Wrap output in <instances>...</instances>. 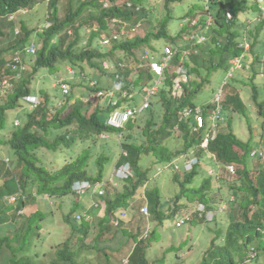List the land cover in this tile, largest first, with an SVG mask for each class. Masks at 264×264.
Returning a JSON list of instances; mask_svg holds the SVG:
<instances>
[{"label":"trees","instance_id":"16d2710c","mask_svg":"<svg viewBox=\"0 0 264 264\" xmlns=\"http://www.w3.org/2000/svg\"><path fill=\"white\" fill-rule=\"evenodd\" d=\"M142 1L128 0L127 3L124 2L122 9L118 7L104 9L101 0H87L74 12L72 3L66 18L62 20L59 18L57 9L59 0H50V5L56 13L51 15L53 25L44 32L39 33V41H42V47L37 53L33 73H38L41 68H48L49 71L55 73L58 68L56 65L60 60L68 61L73 65L89 61L93 66L99 67L95 59L104 60L108 58L118 68V72L109 73V77H112L114 82L122 86V91L108 96V90H106L105 96L99 98L94 103V110L89 112L93 103L83 101L78 93L73 92V88H75L74 81L67 82L68 94L71 95L68 98L65 97L60 84L58 88L60 95L58 96L42 89V93L45 95L44 100L35 109L28 111L25 123L20 127L16 126L9 134L10 138L0 137V176L4 177V183L0 187V224H4L8 219H11L13 210L17 212L21 208L27 207L40 195L66 197L72 192V185L77 180H103L104 162L109 159L100 154L95 161L99 169L95 174H89L88 168L91 165V158L97 154V147L95 143H91L87 147V143L91 138L96 141L95 136L101 132L113 133L115 131V128L107 122L112 111L132 107L135 110L134 115L126 126L121 128L124 136L122 147L128 151L129 156H122L119 159L118 166L130 161L136 174L123 179L125 185L122 190H115L113 194H109L107 197L105 216L101 219L100 240L96 245L102 243L101 237L106 234V230L108 232L114 229L117 230L121 225L130 221L129 214L127 215V221L124 220L118 225L113 222L112 218L115 212L116 215L126 210H129V213L132 212L130 200L136 197L139 188L143 183H146L148 175L149 168L146 170L147 173L141 171L140 168L143 156H156L154 160L158 163L169 165L170 171L162 172L173 175L174 181L181 185V192L176 194V206L180 207L190 205L191 201L197 197L202 202H205L208 198L209 195L206 193L210 191L212 176L203 180L199 188H187L198 175L201 165H196V168L188 172L182 169L185 161L190 157H204L206 155L208 161L211 160L216 168H218V165L215 164V161L243 165L241 169L237 166V173L239 172L241 177L248 182L240 189L244 194L242 197H238L240 198L238 206L241 213L237 216L231 214L230 219H227L226 227H218L216 230L217 236L211 242L215 255L212 259L214 264H264V159H260L262 163L254 178L250 176L251 152L255 147L264 148V101L259 100L260 95H257L256 92L254 101L257 106L260 125L257 130L250 128V136L246 140L244 136L243 139L239 137L238 133L241 131H235L236 126L240 125L242 120L233 116L225 117V110L221 114V120L217 122L219 132L207 147L202 145L207 133L205 131L207 124L201 128L196 127V117H192V113L189 115L184 114L187 108L193 109L198 106L196 98L211 82L212 73L218 69H228V59L230 57L240 56L244 61L243 64L246 70L249 66L256 69L255 63L259 62L260 58L256 54L254 43H252L250 25L252 23L264 25V9L253 6L254 16H260L261 19H252L250 23L247 19L248 23L244 25L239 19L244 8L241 4H238L237 0H215L217 6H211L215 24H211L212 26L209 29L210 34L214 32L213 40L202 44L198 54H190V56L178 54L175 56L173 62H170L173 68L172 73L168 71L166 75L164 81L166 84L161 86L163 82L158 85L148 98L149 106L139 111V108L146 101V97L141 93V90L146 85L153 87V76L155 74L146 65H144L145 67L142 66L145 63L140 62L141 59H137V53H142L141 47L144 45L151 46L153 38H165L177 42L182 32L191 27L190 24L187 23L177 35L173 36L172 33L168 32L171 17H166L161 21L160 28L155 24V27H150L145 36L129 37L124 41L115 39L110 50L102 53L97 48H92L97 37L95 31L88 41L90 46L80 47L83 40L80 34L81 28H75V20L88 9L92 14L91 17L97 20L102 30H106V28L109 29L108 26L111 24V20L130 18L133 9ZM166 1L168 5L183 0ZM129 2L134 7L128 6ZM33 4L34 0H0V45L2 44L1 39L11 33L7 37V47L0 50V67L5 66L4 53L22 49L33 38L34 34V30H31L25 23L20 25V32L16 34L17 20L11 21L8 16L12 13H18L21 9L29 10L28 8ZM227 6L233 10V19H228L227 16L224 17L223 15L224 8ZM96 9L99 10V13L95 11ZM15 15L20 16L22 14ZM86 23L87 21H83L80 25ZM198 25L204 28L206 23L203 21V23H197L192 27L197 28ZM7 26L10 27L9 31H6ZM123 27L124 24L122 23L118 29L121 30ZM73 34L75 37L70 39ZM247 43L249 48H247ZM118 50L123 51V53L116 57L115 53ZM219 54L221 58H219ZM250 61L252 63H249ZM120 64H126L129 70L131 67V69H134L133 71H137L132 80L126 78L128 72L120 67ZM186 65L189 67V72L197 75V78L185 84L182 95L176 96L173 94V89H171L175 71L177 66ZM204 67H206L207 74H204V71H206ZM35 74H28L15 89L7 94V100H0V130H4L9 126L7 123L8 114L22 105L20 102L22 97L33 94L34 88L32 87L31 78ZM137 74L139 75L137 76ZM101 85L103 84L99 81L97 86ZM140 87V91H136ZM91 89L92 91L103 90L102 87H91ZM123 91H126V93ZM236 97L238 99L229 98L227 100L226 109L232 107L248 118L250 113L245 105L240 102L239 97L237 95ZM59 99H65V101L63 100L62 104L59 105L58 103L61 101ZM114 100L118 103L112 106ZM211 101L205 106L200 105L203 110V117L206 120L208 119L207 114L213 113L215 110ZM141 114L145 116L142 125L139 124ZM138 132L140 133L139 136L136 135ZM175 139L182 141V143L178 144ZM81 145H83V148L80 151L75 149ZM64 146L73 147L75 155L70 154L72 158L70 162L55 171L49 170L40 163V157L37 154L39 148L45 147L58 151ZM2 148L13 152L14 155L10 156V162L5 160L6 155L1 152ZM202 163L206 162L202 161ZM220 178L221 176L217 177V179ZM18 185L21 186L26 198L20 199L16 205L3 201L5 195L15 194L18 191ZM146 192L147 195L142 199L145 200V204L148 203L147 206L150 212L152 210L160 219V210H164L167 205L166 199H163L159 187L149 191L147 189ZM186 192L189 196L184 194ZM190 192L193 194L191 195ZM237 194L239 195L238 192ZM182 196H185V198L182 199ZM95 210L98 211L96 208ZM73 213L68 212L65 216L67 224L72 229V236L64 242L63 247L58 245L54 248L52 253L55 254L50 262L41 261V252L35 248V242H38L43 235L41 231L47 219L45 213L40 209L32 213L18 230L9 233V236L0 238V262L3 264H82L78 262L79 255L82 252L79 254L80 251L74 249L71 242L77 237V234L80 237L89 235L90 223L87 220L78 222L72 216ZM218 216H216L215 223L218 221ZM105 221H107V225L104 229ZM140 240L149 242L148 232L143 238L140 236ZM17 242L18 245L15 246ZM138 247L139 245L130 255V264H151L143 250ZM104 254L107 258L108 254Z\"/></svg>","mask_w":264,"mask_h":264},{"label":"rangeland","instance_id":"374dc122","mask_svg":"<svg viewBox=\"0 0 264 264\" xmlns=\"http://www.w3.org/2000/svg\"><path fill=\"white\" fill-rule=\"evenodd\" d=\"M84 1L87 0H74L72 2L71 0H59L57 5L59 18L62 20L66 18L72 3L74 12ZM251 2V0H238V4H241V6L244 8L243 12L241 13L242 17H239L240 22H242L244 25L245 23H248V18L250 23V20H252L255 15V11L253 12L252 7L256 3ZM141 3L144 10L142 17L145 18L143 26L141 27V32L143 35L150 30V27H155V24L158 28H160L162 24L161 19L167 13L171 14V12H173L175 17L172 16L169 23V29L175 35L182 28L180 25L182 19L180 18L188 13L189 10L194 9V16L203 13L202 9L198 5H203L204 0H185L183 2H179V4L174 3L170 5L172 9H168L166 7L164 0H143ZM213 5L217 6L216 3ZM163 8L166 9L165 12L163 11ZM28 9L29 10L20 15L17 19L18 21L16 22V28L20 27L22 23H25L31 30H34L33 38L31 40L35 41L40 49L42 47V41H39V33L43 32L48 15L56 12H54V9L51 7L50 0H34V4ZM95 11L99 13L98 9ZM91 16L92 14L87 9L81 17L75 20V28H81L80 34L83 40L80 44V47L86 48V46H90V44L88 45V41L95 31L97 33V37L94 40L92 48H97L100 52L105 53L110 50V46L107 47L104 44L106 43L108 37L105 36L103 39L100 37V34H102V28L99 26L97 20L93 19ZM83 21H87V23L81 26L80 24ZM7 27L8 28H6V31H9L10 27ZM115 28L118 29V27ZM109 31L110 29L106 30L105 35ZM10 34L11 33H8L7 37H9ZM250 35L253 39L252 43H254L256 54L260 58V61L255 63L256 75L254 82L261 87V83L256 81V78L264 81V25L252 23L250 25ZM7 37H3L1 39L2 44L0 45V50L3 47H7ZM74 37L75 36L73 34L71 35L70 39H73ZM153 44L158 48H162L167 43L154 39ZM122 53L123 51L118 50L116 51L115 56L118 57V55H121ZM11 55L12 52L4 53V63H6ZM137 56H139L138 59L141 58L138 53ZM35 59L36 56L25 57V60L29 64L30 68L33 66ZM105 60L108 61V58ZM95 61L98 64H101L102 62L100 58L99 60L95 59ZM104 64L107 65L106 63ZM56 66L58 68L55 73L49 71L48 68H41L36 74L32 73L35 74L34 77L31 78L33 82L32 87L34 88L33 94L39 95L42 101L45 97L44 93H42V89L47 90L48 93L52 95H60L58 90L59 87L56 85V81L60 77L65 76L69 71H71V73H76L79 72L80 69H86L87 73H95L97 78L101 77V83L103 86L104 84L110 82V77L106 76L109 74L103 72L101 68L93 66V64H90L89 61H84L83 63H77V65H73L68 61L60 60ZM3 67H0V76L2 75ZM124 70L128 72L126 78L130 80L129 78H131L132 74L135 72L133 71L134 69L130 68L131 71H129L128 68H124ZM249 70H252V68L250 67ZM112 72L118 71L113 69ZM225 73L226 68L219 69L212 73V76L210 77L211 82L207 84V86L196 98L198 106H205L213 99V90L221 84L225 77ZM204 74H207V71H204ZM138 75L139 74H137V76ZM153 77L157 78L156 75ZM193 77L196 78L197 75L194 76L193 74ZM111 79L113 80L112 77ZM230 82L232 83V81ZM74 83L75 88H73V92L78 93V96H81L83 101H90L94 99L95 93H93L92 89L87 84V81L78 78ZM112 83L114 82H111L109 86L114 88L115 85H111ZM165 84L166 83L164 82L161 86ZM140 89L141 87L136 89V91H140ZM236 90L237 89H235V87L232 85L229 95H234ZM141 93L145 95L146 88H143ZM225 93H227V91L222 93L220 92L218 94V98L221 99L224 96L225 99L228 98L229 95H226ZM253 93V86L250 84V81H246L244 84L239 86V94L237 93L240 99L241 97L245 98L243 101L245 102V107L250 113L248 118L245 114H242L239 111H233V108L231 107L229 108V113L225 116H233L242 120L241 124L236 126L235 131H241L238 133L239 137L243 139L244 136L245 140L250 136V128L257 130L260 125L257 110L252 106L251 103ZM99 94L102 95V93ZM260 99L264 100V94L260 96ZM0 100H7V95L0 97ZM63 100L65 101V99H62L58 104H62ZM94 106L95 104L93 103L90 106L89 112L94 110ZM28 110H30V107L25 105V107L19 106L16 110L9 112L7 122L9 126L4 130H0V137H5L6 139L10 138L9 134L15 129L13 120L18 118L22 123H24L27 118ZM144 120L145 116L144 114H141L139 117V124L142 125ZM119 132V129H115L113 133H110V137L108 139H101L98 136H95L96 141L91 138L87 143V147H89L91 143H95L97 147V154L91 158V165L88 168L89 174H95L99 169V166H96L95 161L99 158L100 154H103L109 159L108 161L104 162L103 166L105 169L103 182L106 184H104L102 187V189L105 191V195L102 198L99 196L96 189H91L88 193L83 195L76 194L72 191L69 196L66 197L50 196L49 198L47 195H40L38 199H36L32 204H29L28 207L23 210L24 212L22 214H20L19 211L14 212L13 210L11 219H8L4 224H0V238L9 236V233L18 230L22 223L25 222L32 213L38 209L42 210L45 213L47 219L45 220L44 228L41 231L43 235L38 242H35V248L41 252L40 260L48 263L52 260V256L55 254L52 253L54 248L58 245L63 247L64 242H66L72 236V229L67 224L65 216L68 214V212H79L84 214L87 211L91 217V220H89V235L80 237V235L77 234V237H75L73 242H71L73 248L80 251L79 254L82 252L79 255V263L119 264L125 257H130L133 250L139 245L138 248L143 250V253L151 264H214L212 259L215 257V255L213 253V247H211V242L215 236H217V228L223 226L226 227L227 219H230L231 214L232 216H237L239 213H241L240 207L238 206L240 198L238 197H242L244 192L240 189L243 188L245 186L244 184H247L248 182L241 177L239 172L235 175H227L222 173L223 178L220 179H217V177H212V185L209 189L210 191L208 193L205 192L209 195L208 198H206L205 203L208 205L209 209L216 208L218 211L217 214L219 216L217 218V223H207L205 219H201L197 214H195L197 215V218L195 217L191 222L184 224L182 227H177L175 225L176 220L173 219L172 215L176 216V214L182 211L184 208L183 205L180 207L176 206V194L181 192V185L174 181L173 175L170 173L158 172V167L163 163H158L156 160H154L156 159V156L152 155H145L142 157V163H145H141L142 165L140 164V168L142 169L141 171H145L146 173L147 168H149L146 180V183L148 184L147 189L149 191L150 189L159 187L163 199H166L167 205L164 207L166 210L164 208V210H160V219L157 218V215H155L152 210L149 216L142 215L140 209L145 203V200L142 199L141 188L138 190L136 197L130 200L132 205V212L130 211L129 213L130 221H127V223L121 225V227L117 228V230L114 229L111 232L106 230V234L101 237L102 243L96 245V243L100 240L99 233L102 228L101 219L105 216V209H99V211L96 212L93 205L95 202H97L100 204L101 208H105L106 206H102L106 204L105 200L109 194H113L115 190H122L123 186L125 185V182L120 180L116 175L118 168L116 166V162L122 154L121 142L118 140ZM139 134L140 133L138 132L136 135L139 136ZM175 142H178V144H180V142L182 143V141H179L178 139H175ZM82 148L83 145L77 146L75 149L80 151ZM1 152L5 153L6 157H12V155H14L9 149L5 150L2 148ZM71 153L74 154L73 147L68 148L66 146L61 147L58 151H53L45 147L39 148L37 150V154L40 157V163L51 171L58 170L67 162H70L72 160L70 157ZM204 161L206 163L201 164L198 175H196L193 182L188 185L187 188H199L200 185H202V181L209 177L208 169L210 166V168H212L213 164L210 163L213 162H208V158H205ZM261 163L262 160L259 158L252 157L250 159L251 178H254L261 166ZM215 164H219L218 172L219 170H223L219 161H215ZM237 166H239L240 169L243 167V165L240 164ZM3 179L4 177H2V180ZM184 194L189 196L187 192ZM192 194L193 193H191V195ZM232 197L235 198V201H231ZM181 198L184 199L185 196H182ZM3 201H5L4 198ZM222 201L225 202L222 205L223 212H220L219 205ZM201 202L202 201L199 199V197H197L191 201L190 206L185 208L184 211H194L196 206ZM168 208L169 210H167ZM106 223L107 221L104 222V229L107 225ZM162 223L164 224L162 225ZM148 224H150V227H148ZM146 232H148L150 236L149 242L146 240H140V236L143 238V236L146 235ZM136 236L138 237L136 238ZM81 239H83V241H81ZM17 245L18 242L15 246ZM104 253L108 254L107 258H105Z\"/></svg>","mask_w":264,"mask_h":264},{"label":"clouds","instance_id":"9594fccd","mask_svg":"<svg viewBox=\"0 0 264 264\" xmlns=\"http://www.w3.org/2000/svg\"><path fill=\"white\" fill-rule=\"evenodd\" d=\"M183 1H185V0H183ZM183 1H179V2H183ZM251 1H252L251 3H256L253 6H258V8H263L264 9V0H251ZM121 2H122V0H101V3H103L104 9H110L112 7H118L120 9H122L124 2L127 3L128 0H124L122 3ZM164 2H165V5H166V7L168 9H172L170 7V5L174 4V3H170V4L167 5V1L164 0ZM179 2H175V3L179 4ZM237 2H238V0H237ZM214 3H215V0H204V4L203 5H198V6H200V8L203 11L202 14H198V15L194 16L193 15L194 9H191V10H189L188 13H186L185 15H183L180 18V19H182V22L180 23L181 27H184L187 23H189L191 27H189L187 31L185 30L184 32H182L181 37L178 39L177 42L166 40L165 38H161V39L153 38L151 46L144 45L143 47H141V49L143 51H142V53H138V54L141 56L140 62L145 63L142 66L146 65L147 67L150 68V71L153 72L157 76V78H154L153 87L155 86L157 88L158 85H160L161 83H163L165 81L166 75L168 74V71L170 73H172V68L173 67H171L170 62H173V59H174L175 56H177L178 54L184 55V56H188V55L190 56V54H198V53H200V46L202 44H206L209 40H213V36H215L214 32L212 34H210L209 33V29L212 26L211 24H215L214 13L212 12V9H211V6ZM116 4H119V5H116ZM113 5H116V6H113ZM128 6L134 7V5L132 3H130V2L128 3ZM196 7H197V5H196ZM26 11H27V9H21V10L18 11V13L10 14L8 16V18L11 21H16L19 18V16L15 15V14H23ZM143 11H144L143 10V5L140 2V4L133 9L132 12H134V13L131 12L130 18H115V19L111 20V24L112 25L110 24L108 26L110 31L105 35V31L108 30L106 28V30H101L102 34H100V37H102V39L105 38V36L108 37V39L106 40V43H104L105 46H107V47L110 46L111 47V44L113 43V41L115 39H117V40L118 39H122L124 41L125 39H128L129 37L145 36L148 32H146L144 35L141 32V30H142L141 27L143 26V22L145 20V18H143L142 16L140 17V15L143 14ZM163 11L165 12L166 9L163 8ZM51 15H48V19H47L46 24L44 25L43 32L45 30L49 29L53 25V20L51 18ZM223 15H224V17L227 16L228 19H233L234 13H233L232 8L229 7V6L225 7ZM172 16H174L173 12H171V14L167 13L161 19V21L164 18H166V17H171L172 18ZM240 17H242V16L240 15ZM252 19L260 20L261 17L260 16H254ZM203 21L206 23V26L204 28L199 26V25H198L199 27H197V28H193L192 27L193 25H196L197 23H203ZM122 23L124 24V27L121 30L115 28V27H119V25L122 24ZM181 29L179 30V32L181 31ZM19 32H20V29H19V27H17L16 28V34H18ZM168 32L172 33L173 36L178 34L177 33V34L174 35L173 32L169 29V27H168ZM201 37H204V38H203V40L199 41V39ZM154 39H156L157 41H160V40L164 41L167 44L164 47H162V48H158V47H156V45L153 44ZM162 39H164V40H162ZM247 48H249L248 43H247ZM188 50H190L189 54L186 53V51H188ZM38 51H39L38 45L35 43V41L30 40L28 42V44L26 46H24L22 49H18L16 51L12 52L11 57L5 63V66L3 67L2 75L0 76V97L6 96L9 92H11L13 89H15V87L21 81H23L24 78L28 74L33 73V68H34L33 66L35 64L36 59L34 61L33 66L30 68L29 64L25 60V57L26 56H36L37 57ZM170 51L174 52V56H173L172 60L169 62V65L164 69V75L162 77V80L158 84H156V81L159 80L160 76H159V74H157L155 72L153 64H156V63H160L161 64V63H163L162 61H163L164 56L169 54ZM138 58H139V56H138ZM219 58H221L220 54H219ZM106 61L107 60L104 59V60H102L101 64L99 63V68H101L103 70V72L109 74V73H114V72H112L113 69H116L118 71L117 66L114 65L109 59H108L107 62ZM132 61H134V60H132ZM243 62L244 61H243V59L240 56H233V57H230L228 59V66H227L228 69H226L225 77L223 79L225 82L222 80L221 84L213 90V99H212L211 102L214 104L215 110L213 111V113L207 114L208 115V119L206 120L204 118L203 125H199L198 121L196 120V122H197V126L196 127H200L201 128V127H204L207 124V127L205 128V131L207 133L205 134V137H204V139L202 141V145L205 143V139H206L208 133L209 132H213L212 131V127H214L213 124H215L214 128L217 131L215 137L217 136V134L219 132L217 130V128H218V123L217 122L219 120H221V116H222L221 114H223V112H225V110H226L225 115L229 113V109H226V107H225V104L227 103V100H229V98H237L236 95H232V94L229 95L231 86L233 85L230 81L236 80V82H237L239 76H243L246 79H248V81H250V84L253 86V92H254L253 93V98L251 100V103H252V106L255 107L256 110H257V106H256L255 101H254V95H256V92H257V95H260V96L263 95L264 94V86L261 87L260 92H258V88L260 86L257 83L254 82L256 71L253 68H252V70H249L250 66L246 70ZM246 62H247V60L245 61V63ZM104 63H106L107 65H105ZM249 63H252V62H249ZM120 67L128 68V66L126 64H120ZM178 67H183V69L187 73L188 78H187L186 81H182V89H181V91L175 92V89H174L175 88V82H176V79L178 77H180L179 73L177 72ZM205 68L206 67H204V70H206ZM128 70H129V68H128ZM136 72L137 71H135L132 74L131 78H129L130 80H132L134 78V74ZM229 75H230V77H229ZM106 76L109 77V75H106ZM194 76H195V74H194ZM78 78L81 79V80L87 81V84L89 85L90 88L91 87H93V88L94 87H102L103 88V90H99V91L94 90L93 91V93H95V97H94L93 100H90L93 103L98 101L99 98L104 97L105 94H106V90H108V96H112L114 93L122 91V86L119 85L118 83L114 82L111 78H110V82L107 83V84H104V86L103 85L97 86L98 82L101 81V77L97 78V75H95V73L89 74V73H87L86 69L85 70L84 69H80V71L76 72V73H71V71H69V72H67V74L65 76L60 77L56 81V85H58V87H59V84H60V88L63 91V93L65 94L66 98H68L71 95L68 94L69 93V89H68L67 92L65 91V88L63 87L64 84L67 85L68 81H74L75 82L76 79H78ZM196 78H194L193 74H191L189 72V67L187 65L186 66H177L176 71H175V76L173 78V85H172V88H171V89H173V94L176 95V96L177 95L178 96L182 95V92H183L185 84H188L192 79H196ZM111 82H114V83L111 84V85H115L114 88H111L109 86V84ZM145 88H152V87H150L149 85H146ZM224 91H227V93H225V94L229 95V97L226 98V99H225V96L223 98H221V99L218 98V94L220 92L222 93ZM123 92H126V91H123ZM99 93H104V95H99ZM239 100L241 102L240 98H239ZM36 101H38V102H36ZM260 101H264V100H260ZM20 102L22 104L21 107H25V105H26V106L30 107V110H33L39 104L42 103V99L40 98L39 95L31 93V94H28V95H24L22 97V99L20 100ZM113 105L114 104L112 102V106ZM187 109H191V108H187ZM197 109H200L201 112H203L201 106H196L195 108L192 109V112H193L192 113V117H195L194 115H195V112H196ZM30 110H28V111H30ZM116 110H118V109H116ZM116 110H114V111H112L110 113L107 122H108V124L111 127L120 130V132L118 134V140L121 142V147H122L124 136H123V134L121 132V128H123V126H126V124L130 121V119L126 120L124 122L123 126H114V125L110 124V119H111L113 113ZM122 110H124V109H122ZM232 110L233 111H237L234 108ZM26 120H27V118H26ZM24 123H22L21 120L18 119V118L13 120V125L15 127L16 126L20 127ZM97 136L99 138H101V139H106V138L108 139L110 137V132H101ZM209 136H211V135H209ZM215 137L208 141L207 146H209L210 142L212 140H214ZM207 146H205V147H207ZM209 154L211 155L212 153H209ZM122 156L123 157H128L129 156L128 151L125 148H123V147H122V154H121L120 158ZM252 157H256V158H259V159H264V148L263 147H259V148L255 147L252 150V152H251L250 159ZM205 158H207L206 155L204 157L203 156L190 157L188 160H190V161L192 160L191 161L192 162V166H191L190 169L187 170L185 168V164H186V162L188 160L185 161V164H184V166L182 168L183 171H187L188 172L191 169L196 168L195 167L196 165L200 166L201 162L204 161ZM5 160L7 162H10V157H6ZM208 162H211V160L208 161ZM210 164H213V163H210ZM217 165H219V164H217ZM228 165H234L236 167V172L235 173L231 172L228 169ZM116 166L118 167L116 175H117V177L120 180L126 179V178H128V177H130L132 175L135 176V174H136V173L133 174V166L130 163V161L124 162L121 165H119V166L116 165ZM220 166H221V168L223 170H219V172H218V168H216L214 164H213L212 168H210L211 167L210 166L209 169H208V176H212V177L221 176V178H223L222 173H225L227 175L228 174L229 175L237 174V165L235 163H229V164L221 163ZM162 171H170L169 165L167 163L166 164H162L161 166L158 167V172H162ZM112 180H113V178H112ZM3 183H4V179L2 180V177L0 176V187L3 185ZM104 184H106V183L103 182V180H101V181H93V180H89V179L77 180L72 185V191L75 192L76 194L83 195V194L88 193L91 189H96L97 193L102 198L105 195V191L102 189ZM147 187H148V184L147 183H143L142 186L139 188V189L142 188V198L147 195V192H146L147 191V189H146ZM47 196H49V195L47 194ZM25 198H26L25 197V193L22 190L20 185H18V191L15 194H7V195L4 196V200L5 201H7L9 204H14V205H16L20 199H25ZM49 198H50V196H49ZM231 201H235V198L232 197ZM33 202H34V200H33ZM101 202H103V201H101ZM224 202L225 201H222L221 204L219 205V211L220 212H223L222 205H223ZM105 203H106V200H105ZM105 206H106V204L103 205L102 207H105ZM188 206H190V205L183 206L184 208L182 209V211L178 212L176 214V216L172 215L173 219L176 220L175 221V225L176 226H177V221L180 220L183 217V214H188L190 216L189 220L185 221V223H183L181 226H177V227H182L184 224H186L188 222H191L195 217L197 218V215H198L199 218L205 219V221L207 223H215L216 216L218 215L217 214L218 211L216 210V208L215 209H209L208 205L205 202H201L199 205L196 206L194 211L190 210V211L185 212L184 209L187 208ZM201 206H204V208L200 209ZM27 207H25V208H27ZM93 207L98 209V211H99V209L100 210L105 209V212H106V207L105 208H101L100 204L97 203V202L94 203ZM142 207L140 209V212H141L142 215H145L141 211ZM25 208H21L20 210H18L19 213L22 214L24 212L23 210ZM123 213H125V215ZM150 213L151 212H150V209H149V214ZM74 214H75V216H74ZM128 214H129V212L127 210L121 212L119 215H116V212H115V214L113 215V218H112L113 222L118 225L120 222H122L124 220L127 221V215ZM149 214L145 215V216H149ZM195 214H197V215H195ZM72 216L75 217L78 222H81L83 220H87V221L91 220V217H90V215L88 214L87 211L84 214L79 213V212H77V213L75 212V213L72 214ZM148 227H150V224H148ZM125 259L128 260V264H130V257L129 256L125 257L119 264H122ZM0 264H3V263L0 262Z\"/></svg>","mask_w":264,"mask_h":264},{"label":"built area","instance_id":"2783aa9c","mask_svg":"<svg viewBox=\"0 0 264 264\" xmlns=\"http://www.w3.org/2000/svg\"><path fill=\"white\" fill-rule=\"evenodd\" d=\"M194 37V36H193ZM204 37H201L199 39V41L203 40ZM186 53H190V50L186 51ZM174 56V52L170 51L169 54H167L166 56H164L163 58V63H156V64H153V67L155 69V72L157 74H159V80L156 81V84H158L161 80H162V77L164 75V69L169 65V62L172 60ZM177 72L179 73L180 77H178L176 79V82H175V92H178V91H181L182 89V81H186L188 76H187V73L186 71L183 69V67H178L177 69ZM65 88V91L67 92L68 91V86L66 84H64L63 86ZM156 90V87H152V88H146V94H145V97H146V101L145 103H143V105L139 108V111H142L143 109L147 108L149 106V103H148V98L152 95L153 91ZM126 93V92H124ZM100 95V94H99ZM102 95H104V93H102ZM38 102V101H36ZM118 102L116 100L113 101V104L116 105ZM135 113V110L132 108V107H128V108H125L124 110L122 109H118L116 110L111 119H110V124L114 125V126H123L124 125V122L126 120H129ZM193 113L192 112V109H187L184 111V114L185 115H189ZM196 117V120L198 121V124L199 125H203L204 123V117L202 115V112L200 109H197L196 112H195V115ZM213 126L215 127V124H213ZM212 127V131L213 132H209L206 139H205V143L203 144V146H207L208 144V141L212 138L215 137L216 135V129ZM211 135V136H209ZM192 161V160H191ZM190 160H188L185 164V168L188 170L191 168L192 166V162ZM228 169L235 173L236 172V167L234 165H228ZM204 206H201L200 209H203ZM145 215H148L149 214V208L147 205L143 206L142 207V210H141ZM125 215V213H123ZM190 219V216L188 214H183V217L177 221V226H181L183 223H185V221L189 220ZM122 264H128V260H124Z\"/></svg>","mask_w":264,"mask_h":264},{"label":"crops","instance_id":"0c3cea01","mask_svg":"<svg viewBox=\"0 0 264 264\" xmlns=\"http://www.w3.org/2000/svg\"><path fill=\"white\" fill-rule=\"evenodd\" d=\"M240 81H243V82H240ZM246 81H248V80H246V78L243 77V76H239L237 82H236V80H233V81H232L233 86L235 87V89H237V90H236V93H235L234 95H238V94H239V86H241L242 84H244ZM256 81H258L259 83H261V87L264 86V81L259 80L258 78H256ZM261 87L258 88V92H260ZM237 93H238V94H237ZM238 96H239V95H238ZM239 98H240V97H239ZM243 99H245V98L241 97V102L243 103V105H245V102L243 101ZM260 100H261V99H260ZM118 164H119V159H118V161L116 162V165H118ZM104 171H105V169H104ZM146 199H147V198H146ZM146 201L148 202V199H147ZM164 204H165V203H164ZM144 205H148V203H146V204L144 203L143 206H144ZM167 210H169V208H168ZM127 211L129 212V210H127Z\"/></svg>","mask_w":264,"mask_h":264}]
</instances>
